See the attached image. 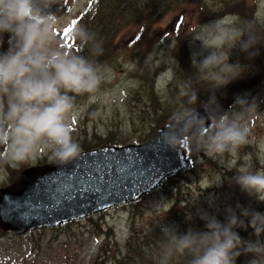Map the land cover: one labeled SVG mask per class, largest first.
Returning a JSON list of instances; mask_svg holds the SVG:
<instances>
[{
  "label": "rangeland",
  "instance_id": "rangeland-1",
  "mask_svg": "<svg viewBox=\"0 0 264 264\" xmlns=\"http://www.w3.org/2000/svg\"><path fill=\"white\" fill-rule=\"evenodd\" d=\"M100 1L103 0H61V7L53 9L57 16L53 31L61 49L66 44L65 26L80 11L88 10L91 2L96 7ZM141 1L147 4L142 7L140 0H130L132 4L127 10L138 7L145 12L148 22H144L142 36L137 25L121 30L113 44L117 50L111 51L114 57L101 63L103 79L99 89L74 100L68 123L81 151L108 145V142L102 143L108 136H113L109 141L118 142V147L142 144L169 123L170 120L161 126L156 123L153 102L148 95L152 87L157 91L156 103L169 101V112L186 107L189 99L183 95L191 90L204 99L218 90L211 82L215 74L211 68L194 79L187 68V62H192V53L201 49L200 42L193 38L205 24L219 18L229 25L254 19L264 26V0ZM4 47L7 48V43ZM261 49L253 58L239 48L221 49L225 64L230 56L229 62L239 66L226 73H220L223 65L217 67L218 73L231 79L220 90L231 91L237 87V97H246L254 104L242 120L250 129L248 143L235 154L209 156L185 146L189 165L168 175L159 186L135 201L56 226L31 228L23 234L0 227V264H158L163 245L143 247L140 255L134 248L143 245V237L175 208L184 210L192 228L197 230H204L205 223L199 211L215 215L222 222L225 210L229 206L236 208L237 203L264 213V202L249 197L231 181L236 170L242 167L264 171V46ZM233 72L237 74L235 78H232ZM198 80L202 87L197 86ZM169 91L175 93L163 98ZM229 95H221L217 100ZM240 111V106L235 105L227 113ZM54 161L50 149L41 146L35 158L27 162L15 166L0 163V188L20 180L25 168ZM220 181H223L221 185H215ZM237 231L246 240L255 239L250 227L247 231L242 228ZM248 259L241 256L237 264H246Z\"/></svg>",
  "mask_w": 264,
  "mask_h": 264
},
{
  "label": "clouds",
  "instance_id": "clouds-1",
  "mask_svg": "<svg viewBox=\"0 0 264 264\" xmlns=\"http://www.w3.org/2000/svg\"><path fill=\"white\" fill-rule=\"evenodd\" d=\"M57 7H61V0H0V163L15 166L27 162L41 146L48 147L59 163H70L81 153L68 118L75 96L95 93L103 76L98 63L80 53L91 47L94 55L102 54V42L81 25L73 32L80 42L77 50L61 49L53 31L57 23L53 9ZM193 40L201 44L200 51L192 53L193 66L205 73L223 65L220 73H226L239 64L230 63V56L225 64L221 49L239 48L249 58L259 55L264 26L254 19L229 25L219 18L205 24ZM220 73L212 79L217 87L227 86L231 79ZM236 75L233 72L232 78ZM198 99V93L192 91L188 104ZM234 104L240 106V112H224L213 90L205 114L193 107L177 109L171 126L162 132V140L177 151L186 146L209 156L235 154L248 143L250 129L242 120L254 104L246 97H236ZM231 181L249 197L264 202V171L242 167ZM225 212L222 222L199 211L204 230L189 228L179 233L174 226H164L165 242L158 264H175L178 257L187 258V264H237L241 256L250 257L246 264H264V213L239 203ZM249 227L254 240L242 238L237 231Z\"/></svg>",
  "mask_w": 264,
  "mask_h": 264
},
{
  "label": "water",
  "instance_id": "water-1",
  "mask_svg": "<svg viewBox=\"0 0 264 264\" xmlns=\"http://www.w3.org/2000/svg\"><path fill=\"white\" fill-rule=\"evenodd\" d=\"M238 94L218 99L224 112ZM205 106L197 110L205 114ZM170 126L167 123L142 144L105 145L81 151L70 163L27 167L20 180L0 188V227L23 234L139 199L189 165L184 149L173 150L162 140Z\"/></svg>",
  "mask_w": 264,
  "mask_h": 264
},
{
  "label": "trees",
  "instance_id": "trees-1",
  "mask_svg": "<svg viewBox=\"0 0 264 264\" xmlns=\"http://www.w3.org/2000/svg\"><path fill=\"white\" fill-rule=\"evenodd\" d=\"M150 1L151 0H148V2ZM129 4L130 5L132 4L130 3V0H103L102 2L100 1L98 6L94 7L95 2L94 3L91 2V5L88 10L80 11L77 15H75L72 18L70 23L65 26L63 33L66 35L67 38H66V44L64 45V50H70V51L77 50V47L80 42L74 38L73 32L76 27H79L82 25L85 28H87L88 31L95 34L97 41L102 42L101 43L102 54L94 55L93 51L91 50V47H85L80 54L84 55L86 58L92 61L97 62L98 65L101 67V63L103 61H106L114 57L115 53L111 54V51L117 50V49H114L113 44H114L116 36L119 34L121 30H123L125 27H131V26L137 25L141 29L138 31L140 33V36H142L143 34L142 29L145 26L144 22H148L147 17L145 16V12L141 10V8H138V7H136V9L135 7H132L131 11H129L127 10ZM146 4H144L140 0L139 5L144 7ZM69 29H72V31L69 32L68 31ZM260 49H261V46H260ZM259 53H260V50H259ZM261 53H263L262 49H261ZM187 64H188L187 65L188 73L191 76V78L194 79L197 75L200 74V70L197 67L193 66L190 60L187 62ZM211 69L213 70L215 74L218 73L217 67H213ZM211 82H213L214 83L213 85L217 87L215 80ZM196 84L198 87L203 86L202 82H200L199 80L196 82ZM172 86H173L172 83H170L169 88L170 87L172 88ZM220 88L221 86L218 87V90L215 92L216 98L224 94L226 95L230 94L229 96H231L234 93H236V91L239 89L237 87H233L231 91H226V90L221 91ZM192 91L194 90H191V92ZM156 92L157 91H155L154 88L152 87L148 95H149V98L153 102L152 109H153V114L156 117L155 119L156 123L158 124V126H161L164 123L171 120L172 115L176 110L173 112L172 111L169 112V105H168L169 101L168 100L166 102L158 101L156 103L155 101V98H156L155 96H157ZM191 92H187L183 96L189 99V95ZM173 93L175 92L174 91L165 92L162 97L163 98L166 96L169 97L170 94H173ZM70 95H75V94L70 93ZM176 96L182 98V96H179V95H176ZM84 97L85 96H82V95L75 96V98H82V99ZM207 101L208 99L199 97V99L197 100L195 104H192V105L188 104L186 107H193L195 109H199L201 108V106L206 105ZM233 106H235V104H233L231 108ZM152 135L153 134H151L150 137ZM96 137L102 138V136H96ZM112 137L113 136H108L107 140L102 143L108 142L107 144L112 145V146L120 145L116 141H113V142L109 141ZM86 139L87 138L85 137V139L83 140H86ZM246 207H250V206L247 205ZM168 215L169 217L161 221L159 224H157L150 234L143 237L142 239L143 245L139 244L140 246L137 245L134 248L137 254L139 255L141 254V250H143V247L144 249H147L152 245L157 246L159 244L161 245L164 244L165 236L162 231L164 226H174L179 233H185L187 232L189 228H192V223H190V219L187 218L188 215L186 214L184 210L175 208L171 210ZM145 244L146 246H144ZM186 260L187 258L185 257H178L175 260V262H177V264H187ZM184 261L186 262L184 263Z\"/></svg>",
  "mask_w": 264,
  "mask_h": 264
},
{
  "label": "snow or ice",
  "instance_id": "snow-or-ice-1",
  "mask_svg": "<svg viewBox=\"0 0 264 264\" xmlns=\"http://www.w3.org/2000/svg\"><path fill=\"white\" fill-rule=\"evenodd\" d=\"M68 31H69V32H71V31H72V29H69Z\"/></svg>",
  "mask_w": 264,
  "mask_h": 264
}]
</instances>
